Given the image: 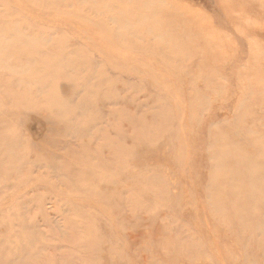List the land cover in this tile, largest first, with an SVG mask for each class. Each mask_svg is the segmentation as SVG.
Instances as JSON below:
<instances>
[{"label":"rangeland","instance_id":"374dc122","mask_svg":"<svg viewBox=\"0 0 264 264\" xmlns=\"http://www.w3.org/2000/svg\"><path fill=\"white\" fill-rule=\"evenodd\" d=\"M0 264H264V0H0Z\"/></svg>","mask_w":264,"mask_h":264},{"label":"bare ground","instance_id":"6f19581e","mask_svg":"<svg viewBox=\"0 0 264 264\" xmlns=\"http://www.w3.org/2000/svg\"><path fill=\"white\" fill-rule=\"evenodd\" d=\"M115 6L124 7V4H123V2H117V4ZM132 9H133V7H131L129 10H132ZM120 19H121V17H120Z\"/></svg>","mask_w":264,"mask_h":264}]
</instances>
